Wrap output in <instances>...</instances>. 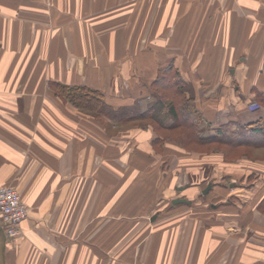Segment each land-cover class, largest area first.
I'll list each match as a JSON object with an SVG mask.
<instances>
[{"label":"crops","instance_id":"crops-1","mask_svg":"<svg viewBox=\"0 0 264 264\" xmlns=\"http://www.w3.org/2000/svg\"><path fill=\"white\" fill-rule=\"evenodd\" d=\"M169 66L202 137L264 120V0H0V187L29 210L5 264H264V156L194 152L50 88L144 110Z\"/></svg>","mask_w":264,"mask_h":264},{"label":"trees","instance_id":"trees-1","mask_svg":"<svg viewBox=\"0 0 264 264\" xmlns=\"http://www.w3.org/2000/svg\"><path fill=\"white\" fill-rule=\"evenodd\" d=\"M185 87L174 66L162 69L153 84L151 97L154 101L143 110L140 102L132 106L115 107L106 101L100 91L85 86H68L58 82L50 85L57 95L80 108L94 111L100 118H106L116 125L145 123L158 131L159 140L178 142L194 152L221 153L227 161H236L252 156L248 152L250 149L264 148V120L251 124L232 120L218 128L213 136L202 137V115ZM262 96L260 100L264 102ZM164 109L171 116L170 124L167 123V117L162 116ZM255 179L256 175L250 174L246 182L251 186ZM260 207L264 208V198Z\"/></svg>","mask_w":264,"mask_h":264},{"label":"built area","instance_id":"built-area-1","mask_svg":"<svg viewBox=\"0 0 264 264\" xmlns=\"http://www.w3.org/2000/svg\"><path fill=\"white\" fill-rule=\"evenodd\" d=\"M29 210L19 192L11 186L0 187V222L7 237L21 234V223Z\"/></svg>","mask_w":264,"mask_h":264},{"label":"water","instance_id":"water-1","mask_svg":"<svg viewBox=\"0 0 264 264\" xmlns=\"http://www.w3.org/2000/svg\"><path fill=\"white\" fill-rule=\"evenodd\" d=\"M212 188V185L210 184L207 188L206 191H204V193H208L209 190ZM183 188H181L182 190ZM174 204H178V203H190L189 200L187 199H182V198H178L176 200L173 201ZM6 241H7V236L6 233L1 225L0 222V260H1V264H5V250H6Z\"/></svg>","mask_w":264,"mask_h":264},{"label":"rangeland","instance_id":"rangeland-1","mask_svg":"<svg viewBox=\"0 0 264 264\" xmlns=\"http://www.w3.org/2000/svg\"><path fill=\"white\" fill-rule=\"evenodd\" d=\"M165 105H168V104H165ZM165 110V109H164ZM166 111V110H165ZM162 114H164V111L162 112ZM167 116V115H166ZM163 117H165L164 115H163ZM167 119H168V117H167ZM172 122V120L170 119V120H168V122L167 123H171ZM249 150V149H248ZM248 152H250V154L252 155V156H254V157H261V156H264V149H250ZM257 167V166H256ZM258 167H259V170L257 169V171L256 172H259L260 173V171H261V173L262 172H264V164H259L258 165ZM212 172H213V170H212ZM213 174H211V177H210V179H213L214 177L212 176ZM257 179V178H256ZM240 182H243V181H240ZM229 183V181H227L226 183H223V184H225L226 186L225 187H227L228 188V184ZM246 184V186L245 185H242V187H247L248 186V183L247 182H245ZM12 187V186H11ZM15 189V188H14ZM17 190V189H16ZM18 191V190H17ZM19 192V191H18ZM20 194V193H19ZM21 195V194H20ZM201 198H204L202 195H200V202L202 201V199ZM23 200V199H22ZM205 200V203H213V200H207V199H204ZM211 201V202H210ZM24 202V201H23ZM169 205H171L170 204V202H169ZM27 206V205H26Z\"/></svg>","mask_w":264,"mask_h":264}]
</instances>
